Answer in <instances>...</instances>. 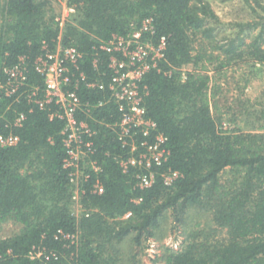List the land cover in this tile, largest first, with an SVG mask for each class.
I'll return each mask as SVG.
<instances>
[{"label": "trees", "instance_id": "1", "mask_svg": "<svg viewBox=\"0 0 264 264\" xmlns=\"http://www.w3.org/2000/svg\"><path fill=\"white\" fill-rule=\"evenodd\" d=\"M48 4L49 0H0V72L20 56L26 57L28 70V86L17 98L0 95V131H8L6 124L16 113L26 115L23 126L14 129L19 143L0 146V224L12 221L21 226L11 237L0 239V264H118L124 260L118 247L122 242L143 248V240L161 235L167 217L186 227L193 209L209 213V222L186 227L181 248H166L153 264H264V122L249 130L222 128L225 112L216 101L220 85L207 74L208 64L215 61L216 72L243 57L264 63V24L248 43L238 34L217 44L210 24L217 17L205 0L66 1L76 19L66 23L61 40L83 52L81 68L89 79L107 82L111 76L109 54L98 48L100 41L114 33L126 35L148 16L155 30L152 42H166L160 71H149L143 85L146 117L167 138V161L154 167L151 187L139 188L135 172L124 174L114 159L126 152L114 130L92 123L94 158L100 168L84 182L83 211L75 216L70 169L63 166V121L52 115L55 105L41 109L27 99L33 85L41 86L33 65L41 41L52 47L59 35L53 18H45ZM201 40L207 41L205 47H197ZM93 58L98 61L95 67ZM184 65L192 70L182 78L180 71L165 74L171 66ZM79 94L90 102L102 97L98 90L83 88ZM93 112L105 122L119 118L113 106ZM168 170L180 173L171 186L161 176ZM226 170L231 176L222 180ZM96 180L104 187L100 194L93 192ZM65 234H78V239L71 242ZM37 249L57 258L31 260L28 255ZM131 257L135 261L136 255Z\"/></svg>", "mask_w": 264, "mask_h": 264}, {"label": "built area", "instance_id": "2", "mask_svg": "<svg viewBox=\"0 0 264 264\" xmlns=\"http://www.w3.org/2000/svg\"><path fill=\"white\" fill-rule=\"evenodd\" d=\"M67 8L70 12H75L72 7ZM152 21V17L148 16L126 35L114 33L109 39L100 41L98 48L109 54L108 68L111 76L107 82L89 79L81 68L83 52L75 46L63 45L61 33L66 23L71 22L63 15L55 17L54 23L58 26L59 35L53 40L52 47L42 40L41 52L33 62L34 70L42 80L41 86L31 87L27 99L41 109L52 104L56 106L52 115L58 117L64 124L63 145L66 156L63 159V166L70 169L71 200L73 204H79L81 212L83 209L80 205V194L84 192V182L88 180L91 171L96 172L100 168L94 158L92 136L96 129L92 123L97 122L114 130L121 148L126 149L124 155H117L114 159L124 174L135 172L137 186L141 189L153 185L156 178L154 167L161 166L168 159L167 138L158 131L156 122L146 117L144 106L147 94V88L143 85L144 77L151 70L160 71L159 63L166 49L164 38L157 44L152 42L150 36L155 32ZM97 62V59L93 58L94 67L97 66ZM256 64L264 70V63ZM185 67L187 66L180 68L171 66L165 74L180 71L182 78L186 71ZM190 67L188 70H192V66ZM27 72V61L24 56H20L15 65L4 66L0 72V95L17 98L24 91L23 88L28 86ZM81 88L87 91L98 90L102 97L94 102L83 100L79 94ZM107 106L115 107L119 113V118L111 123L97 119L93 112ZM25 121L24 112L16 113L12 122L6 124L8 131H0L1 147H12L19 143L20 137L14 129L22 127ZM226 128L229 127L226 126L224 129ZM161 176L164 184L171 186L179 178L180 173L168 170ZM103 190V184L96 180L93 183V192L100 194ZM129 215L130 213H127L124 217L127 218ZM65 235L71 242L78 239V234ZM50 255L57 258L55 253L49 254L41 249L34 250L28 257L31 260H42L49 259Z\"/></svg>", "mask_w": 264, "mask_h": 264}, {"label": "rangeland", "instance_id": "3", "mask_svg": "<svg viewBox=\"0 0 264 264\" xmlns=\"http://www.w3.org/2000/svg\"><path fill=\"white\" fill-rule=\"evenodd\" d=\"M67 0H49L45 10V18L50 20L63 15L71 22H75L73 14L66 5ZM213 9L217 19L211 20V25L215 26V43H227L229 39H234L240 35L245 43H248L255 36L264 24V0H205ZM66 14L68 16H66ZM255 23L254 27L248 24ZM243 24V29L240 30ZM206 40L197 41L196 45L205 47ZM200 43V44H199ZM214 44V43H213ZM208 46H206L207 48ZM244 49V45L241 46ZM218 52V51H217ZM218 65L215 61L208 64L207 74L216 77L220 85V91L217 94L216 101L220 109L225 112L222 116V125L232 128L239 126L241 129L249 130L264 122V70L258 64H253L248 57L233 59L226 67L220 68L216 72L214 67ZM190 66L185 67L187 71ZM232 108L231 110L229 108ZM238 110H242L238 114ZM261 116V117H260ZM259 117V119H258ZM234 119V120H232ZM228 170L224 171L221 179L230 177ZM73 214L80 215L81 208L79 204L72 205ZM188 214L187 228H196L195 224L200 226L209 222V213L196 212L194 209ZM198 226V227H200ZM186 227L174 222L172 217H167L163 224V231L160 236L150 237L143 240V248L134 245L131 241H124L118 247H121L123 261L118 264H153V259L159 258L166 253V248L177 250L181 248L186 237ZM21 226L7 221L0 224V239L11 237L19 232ZM158 233V234H159ZM133 254L136 255L133 261Z\"/></svg>", "mask_w": 264, "mask_h": 264}]
</instances>
